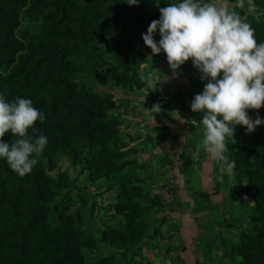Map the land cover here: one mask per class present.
I'll use <instances>...</instances> for the list:
<instances>
[{"label":"rangeland","instance_id":"374dc122","mask_svg":"<svg viewBox=\"0 0 264 264\" xmlns=\"http://www.w3.org/2000/svg\"><path fill=\"white\" fill-rule=\"evenodd\" d=\"M69 1L79 3L83 0ZM85 1L87 2V0ZM141 1L143 0H139L138 5L135 7L139 6ZM66 2L67 0H0V46L7 43L6 35L8 32L12 33L8 41L24 43V47L17 51L14 63L7 69L0 70L1 74L9 76L0 80V92L5 93L6 98L9 100L17 96L31 99L34 107L45 116L43 122L37 121L35 127L38 131L36 134L42 133L48 140V147L46 145L47 148L45 147L44 152L37 157L41 158V161L34 166L35 168L23 177L16 173L10 179V183L7 184V188L13 192L11 196L18 198L21 204L17 208L16 214L8 209L12 218H8L7 222L6 215L0 214L2 235H5L8 230L9 234H12L10 226L18 220L21 221L22 227L25 226L28 222L25 218L32 217L34 210L41 205L44 206V204L51 207L57 206L60 213H66L73 218V222L69 226L63 223L60 232L52 228L47 234H44L41 229L31 234L29 243L34 250L31 261L43 259L44 248L53 246L54 240H61L63 244L71 247L77 241L70 236L74 231L80 233L83 229L90 230L93 228L96 233L100 232L101 230L96 226H100L101 222L107 225L108 219L105 217L109 215L107 214L109 211L107 207L112 206V204L105 205L104 200L100 201L101 199H96V197L104 193L103 187L111 185L110 180L112 177L110 174L132 171L138 167V164L135 163L126 165L120 163L122 160L135 159V147L132 141L134 139V128L131 115L133 110H137L133 101L132 90L129 88L131 83L124 87L117 82L116 75L121 67H117L110 73L108 72L100 80L89 69V64L85 59L82 60L85 61L86 67L73 63L72 68L74 69L70 74L65 70L66 53H69V56L81 58L74 51L66 50L68 46H73L76 42L74 36L66 31L75 27L74 11L69 5L65 4ZM232 3L234 5L235 0H232ZM167 4L154 0L151 4L153 12L142 14L141 24L146 20L159 19V8L167 7ZM254 4L256 11L254 14L247 16V22L255 29L257 41L264 42V0H254ZM106 6L107 4L98 9L103 15V20L109 16ZM16 7L20 9L18 15L14 17L15 25L9 31L8 15H13ZM236 10L240 11V9ZM147 29L146 27L145 29H129L131 34L134 35L135 41L129 43L128 46L132 50L131 52L135 54L136 60L138 53L142 51L141 49L146 47L142 34H146ZM11 48L12 46H7L1 52L10 53ZM106 50L108 52L109 48ZM107 54V58H114L113 54ZM0 58L2 57L0 56ZM24 59H28L25 62L26 65L20 68ZM35 65L38 70L32 73L31 70ZM129 65L132 72L140 74V65L136 64V61ZM48 69H51V71H47ZM14 70H18V72L10 76ZM28 72H31V74H29V80L25 82L23 80ZM75 78L87 81L92 86L91 94L112 92L115 101L112 104L102 105V107L107 115L118 116V118L113 122L99 125V135L91 136L90 139H88L89 134L86 130L90 124L99 122L98 118L78 110L73 111L71 118L67 119L66 108L68 106L88 104V98L83 94L72 95L73 102L71 104L66 100L69 82H74L73 79ZM10 90L11 92H9ZM20 91H22V94H20ZM248 111L249 115L255 119L257 111ZM258 111L259 116L264 118V108ZM262 132H264V124L258 126L255 132L251 134L246 133L244 126H237L235 136L226 140L227 152L225 154L230 161L234 160L236 162L232 177L240 191L238 193V203L242 208L244 219L241 228H251L253 226L264 228V217L258 216L252 211L256 200L264 201V191L255 189L256 196L242 197V189L245 186L248 171L254 170L258 176L255 179L257 184L260 186L264 184V145L263 142L256 145L252 142L254 133L262 134ZM30 134L32 133L30 132ZM64 139L75 146L76 150L74 152L67 150L65 144H63ZM98 139L105 142L109 148L115 147L120 151L113 155L105 154L100 161L94 162L90 155L98 148L94 142ZM11 140L10 135L5 137L6 142H11ZM0 160L5 159L0 158ZM46 174L54 178L55 182L46 186L42 185ZM134 181H136V177L129 178L124 184H115L117 186L116 193L119 194L120 190H123L126 185ZM39 190H42L43 195L47 198L44 204L36 199V193H39ZM111 199H114V197L112 196ZM120 203L124 208H132L136 220L143 217L145 210L140 205L130 204L124 197L120 199L119 203L116 202V204ZM1 208L5 209L6 207L3 205ZM246 210L248 213H246ZM77 225H81V229L74 227ZM137 229L141 231L140 224ZM14 232L16 235L20 234L19 229ZM12 236H9V240H12ZM35 236L36 239L34 240L33 237ZM69 236L70 240H68ZM99 236L97 234L96 246L93 245L92 247H88L84 244L85 242H79L78 240L80 250L86 257L84 264H93L105 255L102 252V242L99 240ZM233 237L239 238V228L235 229ZM42 241L43 245L39 247L38 242L41 243ZM249 242L253 244L250 255L255 260V263L252 261L250 264L264 263V241L251 239ZM113 256L112 264H117L118 258L114 254ZM229 259L232 264H238L242 260V256L236 255L234 260L231 257Z\"/></svg>","mask_w":264,"mask_h":264},{"label":"crops","instance_id":"0c3cea01","mask_svg":"<svg viewBox=\"0 0 264 264\" xmlns=\"http://www.w3.org/2000/svg\"><path fill=\"white\" fill-rule=\"evenodd\" d=\"M155 39L160 40L158 31ZM141 50L136 64L153 85L131 91L137 107L131 117L137 183L143 193L138 200L148 206L146 225L138 241L130 239L125 246L104 239L107 225L125 229L126 215L116 208L117 186L103 187L96 199L112 206L107 207V225L96 226L102 252L116 255L117 264H232L221 237L236 239L233 233L242 227L240 191L232 175L221 172V162L200 147L203 129L193 121L199 122L203 113L192 112L191 102L203 92L205 81L191 60L174 75L165 53L153 55L147 46ZM157 104L161 111H151Z\"/></svg>","mask_w":264,"mask_h":264},{"label":"trees","instance_id":"16d2710c","mask_svg":"<svg viewBox=\"0 0 264 264\" xmlns=\"http://www.w3.org/2000/svg\"><path fill=\"white\" fill-rule=\"evenodd\" d=\"M153 1L154 0H143L139 6L135 7L130 6L127 3V0H87V2L83 0L79 3H73L67 0L65 4L69 5L74 11L75 27L74 29H67L66 31L74 36L76 42L73 46H68L66 50L71 52L74 51L81 58L69 56L70 54L66 53L64 65L66 72L69 74L72 72L74 69L72 68L73 63L82 67H86L85 61L82 60L85 59L87 64H89V69L94 72L99 80L103 79L104 75H106L108 72L110 73L112 70L117 69V67H121L118 73L114 71L117 73L116 79L118 83L122 84L124 87H127L128 83H131L129 86L131 90H133L135 87L143 86L151 88L146 83L147 78L145 80H141L140 74H136L135 72L131 71V66L129 64L136 61V56L131 52L132 50L128 44L135 41V37L133 34H131L129 29H145V27L148 28L150 25L151 21L149 20H146L143 24H141V18L142 14L153 12L151 8ZM163 2V0H159V3ZM106 4V9L109 11V16L103 20V15L98 9L104 7ZM167 6H169V4H167ZM19 9V7L14 8V14L8 15L9 19H7V24H9V31H11L15 25L14 17L18 15ZM10 36H12V33L8 32L6 35L7 43L0 46V56L2 57L0 58V70L10 67L16 60L17 51H20L24 47V43L8 41ZM7 46H12V51L10 53L6 51L1 52L3 48H6ZM108 48L109 51L106 52V49ZM107 53L113 54L114 58H107ZM28 59L22 60L20 68H23L26 65L25 62ZM36 70H38V67L35 65L31 72L33 73ZM47 71H51V69H48ZM17 72L18 70H14L11 72L10 76L15 75ZM31 72H28L27 75H25L23 81L26 82L29 80V74H31ZM7 76L8 75H3L0 73V80L5 79ZM73 80L74 82H69L66 100L69 104H71L73 102L72 95L83 94L88 98V104H75L74 106H68V108H66L67 119L71 118L70 116H72L73 111L78 110H81L84 114L98 118L99 122L90 124L86 130V132L89 134L88 139H90L91 136L94 137L95 135H99V125L113 122L118 118V116L107 115L105 109L102 107V105L105 106L115 102L113 99V94L112 92H96L95 94H91L92 86L87 81L79 80L77 78ZM9 92H11V90ZM20 94H22V91H20ZM94 142L98 147L90 155L94 162L100 161L105 154L113 155L120 151V149L117 150L115 147L109 148L105 142L101 141L100 139L94 140ZM252 142L255 145L259 142H263L264 145V132H262V134L254 133ZM63 144H65L69 152H74L76 150L75 146L66 139H64ZM37 160L39 162L41 161V158H37ZM120 163L124 165L128 163L136 164V161L135 159H127L122 160ZM15 175L16 173L9 167L7 161L0 160V214L2 213L3 215H6V222L8 221V218H12L11 215H9L8 209H11L12 212L16 214L17 208L21 204V202L18 201V198L11 196L13 192L7 188V184L10 183V179ZM110 175L112 177L110 184H124L129 178L136 177V181L126 185L123 190L118 192V203L120 202V199L124 197V199L129 201L130 204H136L137 206L140 205L146 211L148 206L142 205L141 201L138 200V198H140L143 193L141 185L137 183L140 181L137 169L132 171H122L119 174ZM256 177L258 176L254 170L247 172L245 186L242 189V197H250V195L256 196L257 193L254 192L255 189L264 191V184L263 186L257 184L255 180ZM54 182V178L46 174L42 185L46 186L49 183ZM36 194V199L40 200L43 204L44 202L46 203L47 198H45L43 195L42 190H39V193ZM3 205H5V209L1 208ZM116 207L118 211L122 210L126 215L125 229L120 230L111 227V225H107V227L103 230V237L110 243L121 247L125 246L127 241L130 239H133V241L138 239L139 232L144 231L146 221L144 217L139 219L137 218L136 220V215H134L135 213L132 208H124L122 203L116 204ZM252 209L254 214L264 217V201L262 202L256 200V203ZM246 213H248L247 210ZM26 219L28 222L23 227L21 226L20 220L15 222L14 225L12 224L10 226V232L12 234H9L8 230L6 231L5 235H2L3 229L2 225H0V264H84L86 257L80 250L78 240L79 242H85L84 244L88 247H92L93 245L96 246L97 244L96 241L98 237L95 229H83L80 233H76L74 231L70 236L75 238L77 241L71 247L63 244L61 240H54L53 246H46V248H44L45 251L43 252H45V254H43V259L31 261L33 256L32 252L34 251L30 247L29 243L31 234H34L40 229L43 230L44 234H47L52 228L60 232L63 223L69 226V224L73 222V218L66 213H60L57 206L51 207L47 206V204H44V206L41 205L38 209L34 210L32 217L25 218V220ZM139 224L141 231L137 229ZM230 225L234 226L232 223H230ZM74 227L81 229L82 226L77 225ZM260 227L261 228L256 226L251 228H241L238 226V239L222 236L221 242L229 250L227 254L228 257H231L234 260L236 255L242 256V260H240L238 264H250L252 261L255 263L254 258H251L250 255V249L252 248L251 246L253 244L249 242V240L257 239L264 241V228L262 226ZM17 229L20 230L19 235H16L14 232ZM10 235H13L11 238L12 240H9ZM70 236L68 237V240H70ZM33 239L35 240L36 236L33 237ZM38 244L39 247L42 246L43 241L41 243L38 242ZM112 258H114L113 255H103L97 262H93V264H112Z\"/></svg>","mask_w":264,"mask_h":264},{"label":"clouds","instance_id":"9594fccd","mask_svg":"<svg viewBox=\"0 0 264 264\" xmlns=\"http://www.w3.org/2000/svg\"><path fill=\"white\" fill-rule=\"evenodd\" d=\"M127 3L136 6L139 0ZM159 11L160 18L151 21L142 39L153 55L166 54L174 75L189 60L200 73L204 89L191 102L192 112L203 113L199 122L193 121L203 129L200 147L231 176L236 162L225 154L226 140L235 136L237 126L251 134L264 124L258 111L264 108V42L257 41L247 22L256 11L254 0H235L234 5L232 0H176ZM140 79L145 80L143 75ZM146 83L152 87L153 80ZM248 110L257 111L255 119ZM151 111L160 112V106ZM44 119L31 99L9 100L0 92V158L21 177L38 164L48 144L45 135L36 134L37 121ZM8 135L11 142L5 141Z\"/></svg>","mask_w":264,"mask_h":264}]
</instances>
